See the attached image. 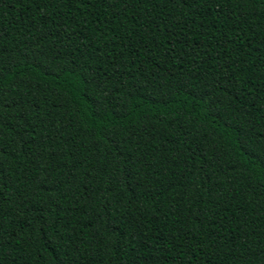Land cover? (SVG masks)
<instances>
[{"label": "trees", "instance_id": "1", "mask_svg": "<svg viewBox=\"0 0 264 264\" xmlns=\"http://www.w3.org/2000/svg\"><path fill=\"white\" fill-rule=\"evenodd\" d=\"M0 264H264V0H0Z\"/></svg>", "mask_w": 264, "mask_h": 264}]
</instances>
